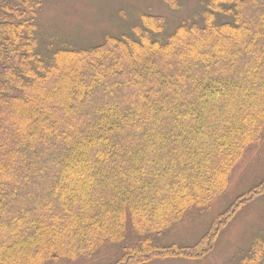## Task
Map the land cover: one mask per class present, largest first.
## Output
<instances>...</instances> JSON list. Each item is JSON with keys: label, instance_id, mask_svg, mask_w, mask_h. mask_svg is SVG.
I'll return each mask as SVG.
<instances>
[{"label": "trees", "instance_id": "16d2710c", "mask_svg": "<svg viewBox=\"0 0 264 264\" xmlns=\"http://www.w3.org/2000/svg\"><path fill=\"white\" fill-rule=\"evenodd\" d=\"M199 1L90 46L41 36L43 0L0 1V264L201 261L264 200L262 180L193 244L163 243L264 138V0ZM232 261L264 264V226Z\"/></svg>", "mask_w": 264, "mask_h": 264}, {"label": "rangeland", "instance_id": "374dc122", "mask_svg": "<svg viewBox=\"0 0 264 264\" xmlns=\"http://www.w3.org/2000/svg\"><path fill=\"white\" fill-rule=\"evenodd\" d=\"M179 3L178 9L171 10L162 0H43L37 16V25L41 36H49L56 43L90 46L100 42L106 34L117 35L129 31L132 33L135 27L140 26V15L143 13L163 17L168 29L171 30L175 23L189 17L200 5L199 0H179ZM245 37L246 35L243 41L249 39ZM241 69L242 67L238 75ZM262 180H264V138L260 145L251 147L238 162L225 193L216 198L207 211L190 215L184 222L166 233L162 237L163 243L193 244L214 216L223 212L237 197ZM263 226L264 200L252 201L241 207L219 234L210 255L201 261L186 262L187 264H234L233 257L246 250L251 235ZM109 250L103 249L91 262L61 261L56 264H103L108 259ZM156 264L179 263L165 261Z\"/></svg>", "mask_w": 264, "mask_h": 264}]
</instances>
